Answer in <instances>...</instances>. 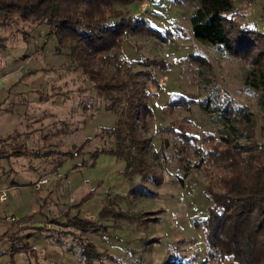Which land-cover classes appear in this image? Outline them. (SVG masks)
Returning <instances> with one entry per match:
<instances>
[{"label":"rangeland","instance_id":"1","mask_svg":"<svg viewBox=\"0 0 264 264\" xmlns=\"http://www.w3.org/2000/svg\"><path fill=\"white\" fill-rule=\"evenodd\" d=\"M234 5L241 21L264 30V0ZM117 6L169 33L164 41L126 34L121 43L122 63L133 71L163 61L153 68L156 81L139 76L153 114L133 125L134 146L119 140L112 98L98 92L68 49L57 51L47 25L0 20V190L11 187L0 200V264H86L81 241L101 253L93 264H237L208 258L203 230L194 225L211 205L208 177L195 163L196 144L185 147L166 127L218 134L238 125L245 107L264 140V71L197 39L194 1ZM224 109L229 118L220 116ZM42 177L48 182L35 188ZM78 218L95 220L98 230L70 225ZM6 237L19 249L8 251Z\"/></svg>","mask_w":264,"mask_h":264},{"label":"trees","instance_id":"2","mask_svg":"<svg viewBox=\"0 0 264 264\" xmlns=\"http://www.w3.org/2000/svg\"><path fill=\"white\" fill-rule=\"evenodd\" d=\"M131 1L0 0V20L17 17L35 27L47 25V35L58 41L57 51L68 49L78 67L94 79L98 92L112 98L108 107L119 114V140L134 146L138 131L133 125L153 114L147 101L151 93L139 76L156 81L153 68L163 61L148 60L143 69L133 71L132 64L122 63L121 43L126 34L142 33L164 41L169 33L163 36L144 19L131 17L117 6ZM178 1L196 2L191 23L197 39L245 58L264 71V30L241 21L234 0ZM202 108L206 110V104ZM226 110L221 117L229 118ZM240 110L243 116L236 120L239 124L228 125L231 129L223 128L218 134L197 136L182 124L179 130L171 126L166 130H175L185 147L196 144L200 157L195 163L208 177L206 193L211 205L207 216L194 222L203 230L208 258L264 264V140L256 137L253 111ZM242 137L247 141H239ZM70 225L81 231L98 230L95 220L78 218ZM16 249L13 244L12 250ZM81 249L86 264H93L92 256L101 255L91 242L81 241ZM162 264L185 263L167 258Z\"/></svg>","mask_w":264,"mask_h":264},{"label":"built area","instance_id":"3","mask_svg":"<svg viewBox=\"0 0 264 264\" xmlns=\"http://www.w3.org/2000/svg\"><path fill=\"white\" fill-rule=\"evenodd\" d=\"M123 61H125V59H122ZM75 154H77L76 152H75ZM52 175H54V176H61V174L60 173H58L56 170H53L52 171V173H51ZM48 182V177H42V178H40V179H38L37 180V182L35 183V188H40L43 184H46ZM6 199V193H5V191H3V190H0V200H5ZM9 220H11V221H15L16 220V218L14 217V216H11V217H9ZM103 237L104 238H107V236L104 234L103 235Z\"/></svg>","mask_w":264,"mask_h":264},{"label":"crops","instance_id":"4","mask_svg":"<svg viewBox=\"0 0 264 264\" xmlns=\"http://www.w3.org/2000/svg\"><path fill=\"white\" fill-rule=\"evenodd\" d=\"M6 184V183H5ZM11 187L9 186V185H4L2 188H1V190H3V191H5L6 189H10ZM6 198H7V196H6ZM6 200V199H5ZM24 223H25V221H24ZM6 239V242H5V245H6V249L8 250V251H10L11 250V248H12V243L9 241V239L6 237L5 238Z\"/></svg>","mask_w":264,"mask_h":264}]
</instances>
